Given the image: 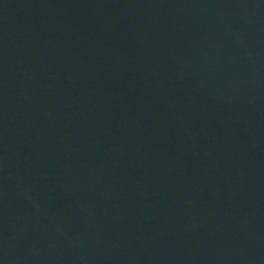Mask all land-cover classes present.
<instances>
[{
  "label": "water",
  "instance_id": "water-1",
  "mask_svg": "<svg viewBox=\"0 0 264 264\" xmlns=\"http://www.w3.org/2000/svg\"><path fill=\"white\" fill-rule=\"evenodd\" d=\"M0 264H264V0H0Z\"/></svg>",
  "mask_w": 264,
  "mask_h": 264
}]
</instances>
